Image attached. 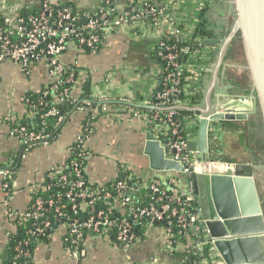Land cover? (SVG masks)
Masks as SVG:
<instances>
[{
	"label": "crops",
	"instance_id": "1",
	"mask_svg": "<svg viewBox=\"0 0 264 264\" xmlns=\"http://www.w3.org/2000/svg\"><path fill=\"white\" fill-rule=\"evenodd\" d=\"M42 1L0 0V17L8 23H14L19 12L37 10ZM50 1L71 3L89 13L94 12L100 4V0ZM172 2L173 15L183 28L188 29L187 31L196 24V15L199 18L194 11L195 6L198 2H204L205 7L202 6L201 11H204L206 22L214 35L210 38L223 39L228 34L232 14L230 0H172ZM119 3L124 4L125 0H119ZM168 27L166 20L156 22L144 20L133 27L123 25L104 39L97 52L85 54L71 49L60 55L59 59L64 64H75L85 70L86 78L91 84L90 95L94 103L103 104L106 108L105 114L99 116H96L98 108H94L90 125L95 130L90 127L89 134L85 137L83 120L89 105L70 111L55 139L47 147L35 146L24 150L20 139L11 132L12 121L20 118L25 112L23 103L25 93L35 91L49 83L45 63L42 61L32 63L29 72L25 74L14 62L9 60L0 62V164H6L11 159L17 160L13 191L7 201L6 194L0 186V263L7 257L8 236L14 234L21 225L18 218L7 214V208L17 212L25 210L29 201L28 186L41 179L52 167L65 164L71 154L70 146L76 142L82 141L83 146L91 153L87 158L84 172L92 184H105L116 177L118 162L124 163L143 184L154 178L164 179L177 175L181 180L185 177L184 174L171 171L151 170L147 157L142 154L145 132L149 130L158 135L159 128L152 127L149 113L141 109L149 111L153 109L150 100L160 82L159 66L152 53ZM188 34L186 33V37ZM237 47L234 38L224 54L218 73L219 78L212 91L211 104L217 109H247L248 117L246 120L212 121L210 125L215 140L224 148L222 151L216 149L214 151L215 155H221L220 159L224 163L249 166L264 219V173L260 171L254 173V169L259 168V165L249 159L252 153L241 152L238 150L239 147L232 144L233 139L242 137L243 126L248 122L255 107L247 100L240 99L243 96L250 98L252 91ZM213 50L214 47L211 46H199L190 53L184 65L190 74L186 78L184 94L195 96L201 93L202 99L200 103L192 106L181 104L180 108L204 107V93L210 84L217 62ZM78 91L79 89L75 88L72 94L77 95ZM195 115L201 114L193 111L192 117L185 119L184 123V127L194 134L193 139L196 137L198 123ZM207 154L210 155L212 152L209 151ZM194 158H197L196 154ZM227 158H230L229 161ZM230 166L234 167L228 165L226 168L225 164L209 163L204 164L203 168L198 167L197 170L223 172L226 168L227 172L233 174ZM241 173H244L242 166ZM187 187L189 185L184 184L181 188ZM64 234L65 230L59 228L49 242L37 243L32 250L31 264H183L185 251L183 244L178 243L172 253L167 252L164 249L165 230L158 224H147L126 249L113 244L105 236H87L84 240L85 254L76 261L67 253L68 246L64 242ZM205 260L207 264L221 263L219 256L215 254L214 257L213 253L210 258L205 257Z\"/></svg>",
	"mask_w": 264,
	"mask_h": 264
},
{
	"label": "built area",
	"instance_id": "2",
	"mask_svg": "<svg viewBox=\"0 0 264 264\" xmlns=\"http://www.w3.org/2000/svg\"><path fill=\"white\" fill-rule=\"evenodd\" d=\"M172 5V0L161 2L127 0L124 7L116 10L115 0H100L93 15L87 16L80 24L78 22L80 14H73L70 8H62L57 12L56 19L51 20V7L43 1L39 13L29 14L26 18H17L13 30L0 26V62L5 60L14 62L25 74L29 72L33 62H44L50 89L43 94H54L56 101L60 102L70 93L66 85L73 82L76 76L85 79L87 74L83 68H70L66 72L65 66L59 59L61 54L71 49L81 53H84L86 49L92 50L99 41V33L108 36L123 25L133 27L144 20L155 22L166 20L169 24L166 32L174 37L181 36L184 32L178 27L177 17L172 13ZM204 5V2L197 3L194 8L196 14ZM197 18L196 15V22ZM194 27L187 33L191 34ZM70 38H75V42L71 43ZM158 44L163 45L161 41ZM189 50L188 45L181 48L183 53H188ZM176 56V53L171 51L163 56L173 69L168 71L161 81L162 90L156 93V102L152 103L150 100L153 107L150 122L162 120L170 129L169 140L163 141L159 138L161 145L168 150L165 156L181 162L184 166L183 174L188 176L194 171L216 173L197 170L199 164L221 163L225 164L226 168L228 165L235 167L237 164L234 163L200 161L194 158V152L187 150V141L193 139L194 134L180 126L177 116L181 102L175 97L170 98L179 92L177 83L183 69L181 63L176 61ZM23 101L28 102L24 98ZM81 102L83 105H90L91 100L83 99ZM98 105H101L102 110L105 109L103 104ZM213 110L222 111L223 109L213 108ZM68 115L69 113L60 114L56 108L50 107L40 114L39 126L28 129L24 125L15 124L11 126V132L20 139L24 150L35 146L47 147L57 134L48 130L45 118L54 116L56 123H59L63 122ZM200 117L201 115H195V120L198 121ZM210 123L209 151L215 139ZM80 145L83 146L82 141H79L74 149L81 147ZM81 152L86 155V158L91 155L89 151L81 150ZM13 161L11 159L0 166V186L6 194V201L13 191L15 176ZM80 164L81 162L74 158H69L65 164L46 171L41 179L28 186L29 193L36 194L30 205L19 212L10 211L7 208V214L18 218L21 223L31 221L28 232L32 236L43 237V239L50 240L59 228H63L64 242L68 246L67 253L75 261L85 254L81 244L87 236H105L109 239L112 234L115 245L125 249L130 247L137 238L134 226L140 225L142 220H145V224L148 225L165 221L164 249L167 252L172 253L174 244L185 236L190 238L189 243L186 244L187 250L192 255L199 256V260L194 264H207L203 256L205 248L208 249L210 257L212 253L215 257L213 239L207 232L198 207H193V204L197 202L196 196L192 190H180L177 187L176 176H170L164 182L158 179L151 180L147 184V200L144 204H140L143 197L135 195L137 182L129 184L126 180L119 179L109 185L92 184L85 180ZM121 166L127 168L125 164ZM234 167L230 166L232 172ZM226 168L224 172H227ZM116 170H119L118 165ZM40 193H48V195ZM49 212H52L51 218L47 216ZM57 223H61L59 228L56 226ZM25 244H27L26 241L15 245L17 256H29L26 248H20V245Z\"/></svg>",
	"mask_w": 264,
	"mask_h": 264
},
{
	"label": "water",
	"instance_id": "3",
	"mask_svg": "<svg viewBox=\"0 0 264 264\" xmlns=\"http://www.w3.org/2000/svg\"><path fill=\"white\" fill-rule=\"evenodd\" d=\"M230 4L233 20L226 37L194 41L197 46L214 47L213 53L217 56L210 84L204 93V107L186 108L201 114L195 139L187 141V150L194 152L200 161H205L209 152L210 121L246 120L248 117L247 109L214 111L211 104L224 54L236 35L240 39L252 91L250 98L243 96L240 99L256 107L264 129V0H230ZM167 151L158 135L149 130L145 132L142 154L147 157L149 168L183 174V164L167 158ZM241 166L244 173H241ZM188 185L196 196L200 217L213 239V249L220 264H264V219L249 166L237 164L231 175L194 171L189 174Z\"/></svg>",
	"mask_w": 264,
	"mask_h": 264
},
{
	"label": "trees",
	"instance_id": "4",
	"mask_svg": "<svg viewBox=\"0 0 264 264\" xmlns=\"http://www.w3.org/2000/svg\"><path fill=\"white\" fill-rule=\"evenodd\" d=\"M46 1L49 6L51 7V20H55L56 19V14L58 11H60L62 8H70L73 12V14H80L79 16V23L82 24L83 21H85V19L87 18V16H91L93 15L92 13L83 11L79 8H77L75 5L71 4V3H54L51 2L50 0H43ZM42 1V2H43ZM127 0H125L126 2ZM125 4V3H124ZM124 4H120L119 0H115V9L119 10L120 7H124ZM99 6V5H98ZM205 7V5H204ZM203 7V8H204ZM40 7L37 10H30V11H21L18 14V18L22 17V18H26L27 15L29 14H37L40 12ZM202 9V8H201ZM199 18L196 22L195 27L193 28V31L191 34H189L186 37V33L188 32V29H185L182 27V25L178 24V27L183 29V34L181 36L178 37H174L169 35L166 31L163 34L162 38H161V42L163 43V45H159L157 44L153 53H152V57L155 59L156 63L159 66V82L161 83V81L163 80V78L165 77V74L168 71H171L173 68L170 66V64L167 62V60L163 57L166 53L168 52H174L176 53V61H178L179 63H181L183 69L181 74L179 75V81L177 83V88L179 89V92H177L176 94L170 96V98H176L179 102H181V104H183L184 106H192V105H196L198 103H200L201 99H202V94L199 93L195 96H186L184 94V86L186 83V78L190 75L189 72H187L186 68H185V63L187 62V59L190 55V53L194 50L197 49L199 46L194 44V41H196L197 38H210V37H214L211 29L209 28L206 19L204 17V11H199L198 12ZM198 17V16H197ZM151 21V20H150ZM77 22V24H78ZM178 22V21H177ZM0 26L13 30V27L15 26V22L14 23H8L6 22L4 19H2L0 17ZM107 36L102 35L101 33H99V41L95 44L94 48L91 49H86L85 50V54H89L91 52H97L100 47L102 42L104 41V39ZM159 41V42H160ZM70 42L73 43L75 42V38H70ZM190 46V50L188 53H183L181 52V48L184 46ZM170 48V49H166V48ZM66 52H64L63 54H65ZM62 55V54H61ZM34 63V62H33ZM63 63V62H62ZM65 66V70L66 72L70 70V68H79V66L75 65V64H64ZM90 81L88 80V78L86 79H82L81 77L76 76L75 80L73 82L68 83L66 86L69 88V95H67L66 98H63V100H61L60 102L56 101V96L54 94H49L47 93L46 95L43 94L44 91H49L50 89V83H47L45 85H42L38 90L35 91H27L24 95V100L27 99L28 102H24V108H25V112L23 113V115L20 118H16L12 121L11 126L13 125H24L26 128L28 129H32L33 127H37L40 125V114L46 110L47 108L50 107H54L56 108L60 114H67L70 111H76L77 107H80L81 105L84 106L82 104V100L83 99H89L92 101V103H90V105L88 106V111L86 112L85 116H84V120H83V128H84V137L86 135L89 134L90 127L95 130L93 128V126L90 125L92 119V115H93V110L94 108H98V114L96 116L99 115H104L105 111L102 110L101 105H97L96 103H94V100L92 99L91 95H90ZM78 88V94L77 95H73L72 94V90ZM162 90V87L159 86L157 88V90L154 92V94L151 97V102L154 103L156 102V98L155 95L157 92H160ZM108 106V104H106ZM86 108V107H84ZM106 108V107H105ZM142 111H147L149 114V119L153 113V110H146V109H141ZM107 112V111H106ZM193 115V111L186 109L185 107H181L178 109V116L177 119L180 122V126L182 128H184L186 130V128L184 127V123H185V119L191 118ZM163 119V117H162ZM45 121L47 122V126H48V130H51L53 132H56V134L60 131L61 129V122H57L56 123V117L54 116H50L48 118H45ZM152 127H156L159 128V130H157L158 132V136L160 139H162L163 141H167L170 139L171 137V133H170V129L168 128V124L166 122H162V120L160 121H155V122H151ZM247 125V126H246ZM197 127V126H196ZM259 127V128H258ZM260 129V126L257 125V122L251 119V116L248 119V122H245L244 126H243V135L242 137H236V140L233 139V145H236L238 148V150H240L241 152L243 151H247L252 153L251 158L249 157L250 160H252L254 163L256 162L257 157L260 158L261 156H263V158H261L260 160L263 161L264 163V141L262 139H259L258 141L255 139L256 133L257 131ZM216 139V138H215ZM214 139V141L212 142V145L210 146V151L212 152V155L214 156L216 150H220L222 151L224 148L220 146V144H218L219 142L216 141ZM243 143H242V142ZM77 143H74L70 146L71 149V154L69 156V158H74L75 160L81 162L80 166L83 169V173H84V178L85 180H87L86 177V173L84 172L85 170V166L87 164V158L86 155L83 154L81 152L82 151H89L88 149H86L84 146L80 145L81 147L76 148ZM240 144V146L238 145ZM219 147V148H218ZM74 149V150H73ZM90 152V151H89ZM68 158V160H69ZM230 158H227V160L229 161ZM67 160V161H68ZM226 160V159H225ZM121 162H118V166H119V170L117 172V176L114 177L112 180H110L109 182H106V185H109L111 182H114L116 180H126L129 184L130 183H135L137 182V188H136V193L135 195H139L143 197V201L140 204H144L147 200V184L149 183H145L143 184V182H141L136 176H134V174H132V171L129 170L128 168H123L122 166L120 167ZM0 166H3V164H0ZM13 166H14V170L16 171L17 169V160L14 159L13 161ZM68 170V169H66ZM177 177V175H175ZM156 178L152 179L155 180ZM167 179H158L161 180L162 182H164ZM178 179V183H177V187L180 190L183 191H188L191 190V187H187L186 189L181 188L183 187V185L185 184V186H188V181H189V176L185 175V177L183 179ZM88 181V180H87ZM180 186V187H179ZM39 193V192H38ZM42 195H48V193H40ZM36 196V194L33 193H29V201H28V206L30 205L31 201L33 200V198ZM198 207V203L195 202L193 204V207ZM69 213L70 211L67 210ZM47 216L49 218L52 217V212L47 213ZM154 224H158L161 227L165 228L166 224L165 221H161V222H155ZM31 225V221H25L22 222L20 226L17 227V230L14 234L8 236L7 238V246H6V254L7 257L5 258V260H3L1 263L2 264H9L12 262H15L16 264H31V255H32V250L33 247L40 242H49V240L47 239H43V237H38V236H32L30 235V233L28 232V229L30 228ZM61 225V223H57L56 226L59 228ZM147 224H145V220H142V223L140 225H136L134 226L135 229V233L136 235H140L141 231L143 230V228L146 226ZM109 240L115 244L113 235L110 234V238ZM190 238H186L185 236H183L178 243L183 244L184 246V259H183V264H194L195 262H197L199 260V256L198 255H192L186 248V244L189 243ZM24 241H26L27 244L25 245H20V248H26L29 251V256L27 257H21V256H17V251L15 250V245L18 243H23ZM176 244H174V248L176 247ZM84 247V241L81 244V247ZM203 256H205L206 258H210V254L208 252V249L205 248L204 249V253Z\"/></svg>",
	"mask_w": 264,
	"mask_h": 264
},
{
	"label": "rangeland",
	"instance_id": "5",
	"mask_svg": "<svg viewBox=\"0 0 264 264\" xmlns=\"http://www.w3.org/2000/svg\"><path fill=\"white\" fill-rule=\"evenodd\" d=\"M231 18L229 19V28H230V24H231V22H232V20H233V10H232V14H231V16H230ZM235 40H236V44H237V48H238V55H239V57H240V59L242 60V63H244L243 61V54H242V49H241V44H240V39H239V37H238V35H236L235 37ZM248 78V77H247ZM256 110V111H255ZM251 116V119L253 120V122H254V120L257 122V125H259L260 126V129L257 131V133H256V136H255V139L258 141L259 139H262L263 141H264V129H263V126H262V124H261V121H260V116H259V114H258V112H257V109H256V107H254V110L252 111V114L250 115ZM247 126V125H246ZM259 128V127H258ZM212 134H214V131H212ZM218 141V140H217ZM219 148V147H218ZM219 150V149H218ZM220 157H221V155H215L214 157H213V155L212 154H207L206 155V158H205V160L206 161H209V160H214V161H221V162H223V160H221L220 159ZM261 158H263V156H261L260 158H258L257 157V159H256V165H259V168H256V169H254V173H255V171H260V173H264V167L263 168H261L260 166L262 165V166H264V163H263V161L262 160H260ZM216 173H226V174H231L229 171L228 172H216Z\"/></svg>",
	"mask_w": 264,
	"mask_h": 264
},
{
	"label": "bare ground",
	"instance_id": "6",
	"mask_svg": "<svg viewBox=\"0 0 264 264\" xmlns=\"http://www.w3.org/2000/svg\"><path fill=\"white\" fill-rule=\"evenodd\" d=\"M203 165H204V164H199V165H197V168H198V167L203 168Z\"/></svg>",
	"mask_w": 264,
	"mask_h": 264
}]
</instances>
